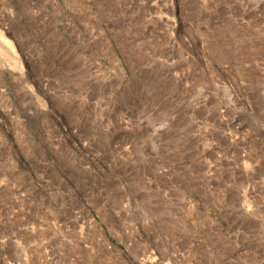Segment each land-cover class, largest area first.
<instances>
[{"label": "rangeland", "instance_id": "obj_1", "mask_svg": "<svg viewBox=\"0 0 264 264\" xmlns=\"http://www.w3.org/2000/svg\"><path fill=\"white\" fill-rule=\"evenodd\" d=\"M0 32V264H264V0H0Z\"/></svg>", "mask_w": 264, "mask_h": 264}, {"label": "bare ground", "instance_id": "obj_2", "mask_svg": "<svg viewBox=\"0 0 264 264\" xmlns=\"http://www.w3.org/2000/svg\"><path fill=\"white\" fill-rule=\"evenodd\" d=\"M2 41H5L7 42V39L5 38V36L0 32V44L2 43ZM3 45V44H2ZM7 52V55L9 56V58L11 59L12 61V64L15 65L16 67L20 65V61L19 59H17L13 53L11 51H6ZM11 63V62H10ZM11 65V64H10Z\"/></svg>", "mask_w": 264, "mask_h": 264}]
</instances>
